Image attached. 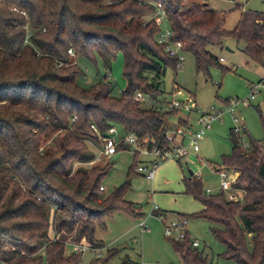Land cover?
<instances>
[{"label":"trees","instance_id":"trees-1","mask_svg":"<svg viewBox=\"0 0 264 264\" xmlns=\"http://www.w3.org/2000/svg\"><path fill=\"white\" fill-rule=\"evenodd\" d=\"M159 5L172 40L194 57L198 74L230 70L209 50L228 40L264 69V13L238 9L241 16L229 31L228 13L212 11L202 0H0V264H80L83 253L68 256L67 245L101 251L98 229L120 214L145 217L126 200L133 174L141 175L138 155L125 184L110 194L101 188L114 163L91 170L83 165L97 158L87 141L101 147L99 135L112 127L152 139L151 147L171 148L166 134L191 125L181 119L172 129V119L184 112L169 111V103L158 100L168 70L179 72V59L158 42L164 28L152 16ZM119 54L127 87L117 96L109 73ZM89 69L99 80L87 86ZM138 93L155 105L144 108L134 100ZM229 139L232 153L215 168L236 174L238 200L229 201L225 192L208 195L194 175L185 181L186 194L204 209L177 218L208 221L225 247L221 258L264 264V140L245 144L234 128ZM129 151L118 146L119 153ZM154 215L165 216L159 210ZM171 242L183 264H209L190 234ZM118 253L110 250L94 264H109Z\"/></svg>","mask_w":264,"mask_h":264},{"label":"rangeland","instance_id":"rangeland-1","mask_svg":"<svg viewBox=\"0 0 264 264\" xmlns=\"http://www.w3.org/2000/svg\"><path fill=\"white\" fill-rule=\"evenodd\" d=\"M202 3L209 5L212 11L228 13L226 29L229 31L235 28V23L241 16L240 11L244 12L242 5L246 12L264 13V0H202ZM238 9L240 11H237ZM209 50L218 58H223L226 61L222 63L223 67L230 70L224 72L222 67H212L210 77H205L197 73L194 57L186 54L184 68L178 74L168 70L163 77V93L158 100L166 103L174 99L182 103L189 102L196 105L198 110L206 112L213 107L216 110H226L225 100H244L250 97L253 85H257L264 77L263 68L252 63L232 40H228L223 48L210 47ZM234 66L236 69L233 70ZM123 72L124 56L119 54L113 61L109 73L110 79L116 84L117 96L127 87ZM104 74L105 70L101 69L100 78ZM98 80L95 73L89 69L86 85L90 86ZM142 102L144 108L155 105V101L149 99ZM234 115L239 120L238 126L242 129L243 143L249 144L250 138L256 141L264 140V90L248 107L238 106ZM186 116L188 114L182 113L178 117ZM189 118L193 131L197 132L198 115L192 113L189 114ZM176 119L177 117L172 121ZM235 127L231 115H226L221 121L213 123L212 129L200 142V152L197 155L190 154L180 163L178 160L159 163L153 181L134 173L126 200L142 208L145 217L140 220L120 214L110 220L107 228L98 229L96 235L97 239L105 243V248L101 251H85L80 264H94L99 256L105 259L108 252L113 249L118 250L119 253L109 264H123L128 260L138 264H183L180 256L174 251L171 240L165 236L161 219L154 215L153 210L155 206L158 207L159 212L170 219H176L179 215H194L203 210L200 202L186 194L185 181L190 179L192 172L202 180L206 190H213V194L219 192L221 177L215 165L221 166L223 157L231 155L232 143L229 135L231 129ZM244 129L248 131V135L244 133ZM87 143L96 152L97 158L94 162L83 165L84 167L91 170L114 163L111 175L106 181L105 193L110 194L116 188L123 186L127 181L129 169L134 165L132 154L118 153L109 159L101 154V147H96L90 141ZM154 160L156 159L153 156H140L139 166H150ZM78 167L80 165L77 164L76 168ZM141 222H146L151 230L150 233L142 232ZM211 227L208 221L202 219L189 221L192 240L200 243L199 250L205 252L209 264H235L221 258L225 247L214 238ZM75 252L74 246L67 245L68 256Z\"/></svg>","mask_w":264,"mask_h":264},{"label":"built area","instance_id":"built-area-1","mask_svg":"<svg viewBox=\"0 0 264 264\" xmlns=\"http://www.w3.org/2000/svg\"><path fill=\"white\" fill-rule=\"evenodd\" d=\"M241 8L244 12H246L244 5H242ZM152 20H154L159 26H163L164 30L159 35L158 42L165 46L166 52L170 57H177L179 59L178 69L179 71L182 70L185 63V54L183 52L184 45L181 42H174L172 40L173 30L169 26L167 14L161 5L157 7V12L152 16ZM69 54L71 57H75L73 50H70ZM220 61L221 63L226 62L223 58H221ZM62 66L63 65H60V67ZM234 69H236L235 66L233 67V70ZM262 90H264V77L257 85H253L250 97L244 100H231L229 105H227L226 110H216V108L213 107L210 110L203 112L198 110L196 105H192L189 102L182 103L174 99L169 103L167 110H179L188 114H197L198 119L196 121V125L199 128L197 132L193 131L192 124L189 126V128L178 127L176 130L168 132L165 137L166 141L172 144V147L160 148L159 146L151 147L150 145L154 141L150 138L140 139L134 134L122 135L117 127H112L105 134L99 135V139L102 143L100 148L101 154L110 159L119 153L118 146L124 144L129 146V152L132 154L133 158L136 155L139 157L153 156L156 160H154L150 166H140L137 170L139 174L144 175L148 180L153 181L156 177V171L159 163L166 162L168 160H184L190 154H198L200 152L199 144L206 137L207 132L212 129L213 123L221 121L224 116H233L234 123L236 125L234 128L235 132L241 133L242 129L238 126L239 120L234 115L236 109L238 106L248 107L251 105V102L256 99V96L259 95ZM134 100L143 101L145 98L143 94L138 93L134 97ZM74 120H77V117H75ZM93 128L95 129V127ZM246 147H248V145H246ZM219 175L221 177L219 192H225L229 201H237L238 196L233 189V184L237 179L236 174L228 169L223 168L219 170ZM101 190L105 191L106 186L102 187ZM213 193V190H207L208 195ZM157 210H159V208L155 206L153 211ZM160 219L164 225L165 236L168 239L181 242H184L187 239L188 235L190 234L188 229V220L176 218L174 220L167 221L164 216L160 217ZM140 228L142 229V232H151L146 222H141ZM192 243L193 247H200V243L198 241L192 240ZM74 247L77 253H84L87 250H91L87 246Z\"/></svg>","mask_w":264,"mask_h":264},{"label":"crops","instance_id":"crops-1","mask_svg":"<svg viewBox=\"0 0 264 264\" xmlns=\"http://www.w3.org/2000/svg\"><path fill=\"white\" fill-rule=\"evenodd\" d=\"M235 24H237V23H235ZM263 73H264V69H263ZM187 114V113H186ZM185 120V121H191V119L189 118V114H188V116H186V117H184V118H179V117H177V119L175 120V121H172V123H171V125H172V129H176L178 126H179V120ZM122 153H125V152H122ZM197 155V154H196ZM216 170V169H215ZM218 173H219V170H216ZM194 174V173H193ZM144 176V175H143ZM156 178V177H155ZM203 209H204V207H203ZM165 218L167 219V221H171V220H174V219H170L168 216L166 217L165 216ZM162 225H163V223H162ZM164 226V225H163ZM189 229V228H188ZM190 233V232H189Z\"/></svg>","mask_w":264,"mask_h":264},{"label":"water","instance_id":"water-1","mask_svg":"<svg viewBox=\"0 0 264 264\" xmlns=\"http://www.w3.org/2000/svg\"><path fill=\"white\" fill-rule=\"evenodd\" d=\"M190 175H191V177L194 176V174L192 172H190Z\"/></svg>","mask_w":264,"mask_h":264}]
</instances>
